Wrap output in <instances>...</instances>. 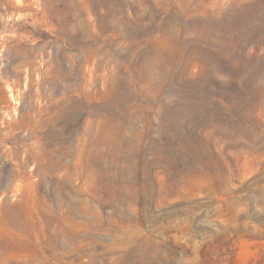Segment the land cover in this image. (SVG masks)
Instances as JSON below:
<instances>
[{
	"label": "rangeland",
	"instance_id": "rangeland-1",
	"mask_svg": "<svg viewBox=\"0 0 264 264\" xmlns=\"http://www.w3.org/2000/svg\"><path fill=\"white\" fill-rule=\"evenodd\" d=\"M0 264H264V0H0Z\"/></svg>",
	"mask_w": 264,
	"mask_h": 264
},
{
	"label": "bare ground",
	"instance_id": "bare-ground-1",
	"mask_svg": "<svg viewBox=\"0 0 264 264\" xmlns=\"http://www.w3.org/2000/svg\"><path fill=\"white\" fill-rule=\"evenodd\" d=\"M10 99H11V101H13V99H14V94L12 92L10 93Z\"/></svg>",
	"mask_w": 264,
	"mask_h": 264
}]
</instances>
